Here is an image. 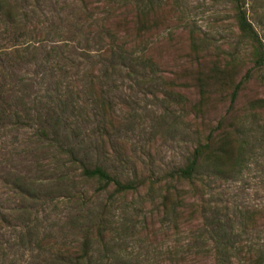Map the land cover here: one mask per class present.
I'll use <instances>...</instances> for the list:
<instances>
[{"label":"trees","instance_id":"obj_1","mask_svg":"<svg viewBox=\"0 0 264 264\" xmlns=\"http://www.w3.org/2000/svg\"><path fill=\"white\" fill-rule=\"evenodd\" d=\"M229 1L239 37L250 47L248 54L253 66L262 68L264 43L250 19L247 2ZM76 2L79 24L75 27L87 42V47L80 53L83 61L76 65L74 72L81 76L53 81L49 85L53 88L47 87L48 93L40 98H31V93L26 92L32 84L28 82L22 88L24 93L13 102L7 93L6 75L12 77L23 66L37 60L40 49L43 44L47 46L45 41L55 30L44 25L37 11L25 8L21 0H0V35L9 33L6 41L0 43V123L14 120L22 127L38 123L40 134H52L53 146L65 156L63 164L67 168L76 169L80 175L101 183L97 194L110 190L112 199L128 194L141 196L142 191H146L142 203L150 201L151 209L136 208V216H139L136 222L125 220L116 226L107 215L108 203L105 202L99 211L95 210L84 221H79L80 232L73 241L59 242L51 233L41 236L38 229L34 230L31 220L27 221L18 240L12 243L24 246L22 256L24 252L32 258L20 263L18 258L17 264H144L145 261V264H235L240 258L245 261L242 264H264L263 246L242 238L244 234L250 235L264 228V207L245 206L232 211L218 191L242 165L250 139L256 138L257 134L264 138V126H254L256 123L251 121V110L264 109V98L254 99L241 112L236 109L243 85L252 79L250 70L234 83L227 113L214 124L205 117L211 100L222 94L224 82L234 80L232 70L238 52H230V60L223 66L217 62L207 67L200 60L198 62L192 80L199 98L190 104L189 114L200 139L183 164L155 177L137 174L124 178L103 164L91 162L89 149L106 148L120 128L113 93V85L118 82L116 76L124 72L127 75L163 72L150 49L152 40L162 35L164 20L161 10L169 7L174 16L178 4L176 0ZM189 29L193 50L197 52L202 44L194 38V29ZM57 34L60 30L55 32ZM8 38L15 40L9 44L11 39ZM58 48L51 46L39 63L44 67L47 65L44 61H49V68L52 62L50 71L53 74L69 65H60L55 56L71 58L64 51H56ZM75 64L71 63L69 67ZM258 79L264 82V77L258 76ZM21 81L26 82V79ZM165 81L162 86L166 89L186 85L174 80L169 82L166 78ZM174 95L178 102L186 101L181 93L175 92ZM91 124L90 130L88 125ZM84 135L90 139L89 148L82 139L78 145L74 143ZM5 183L18 194L35 200L40 197L38 191L21 177L6 179ZM1 221V229L16 227L8 223L7 217H2ZM4 222L7 225L4 226ZM135 230L136 234L145 232L150 245L162 240L160 245L165 244L167 248L160 250L156 246L145 256L125 255L123 237L128 234L137 237ZM7 258L8 254H5L0 264L6 263Z\"/></svg>","mask_w":264,"mask_h":264},{"label":"rangeland","instance_id":"obj_2","mask_svg":"<svg viewBox=\"0 0 264 264\" xmlns=\"http://www.w3.org/2000/svg\"><path fill=\"white\" fill-rule=\"evenodd\" d=\"M21 1L25 8L37 11L44 25L52 26L55 32L60 30V34L50 33L48 40L45 41L47 46L43 44L37 60L23 66L12 77L6 75L7 93L13 102L18 95L24 93L22 88L28 82L32 84L26 92L31 93V98H40L41 95L48 93L47 87L53 88L49 86L53 81L76 79L77 75L80 77V73L74 72L76 65L83 61L80 56L82 49L87 47L85 36L78 34L79 31L75 27L79 24L77 18L79 5L76 0ZM176 1L178 8L174 16L169 7L161 10L164 20L162 35L152 40L154 42L150 49L163 72L129 75L124 72L123 75L116 76L118 82L113 85L115 87L113 93L118 109L116 121L120 128L106 148L99 146L96 149H89L91 162L103 164L124 178L135 177L137 174L155 177L164 173L167 169L183 164L186 156L198 143L200 136L192 126L189 111L190 104L199 98L192 80L199 60L207 67L217 62L223 66L230 60V52H238V59L232 70L234 80L224 82L222 94L212 99L208 105L205 117L212 124L227 113L234 83H237L248 70L251 71L252 79L243 85L236 109L241 112L254 99L264 98V82L258 79V76L264 77V66L262 68L253 66L248 54L250 47L239 37L230 1ZM246 2L250 19L264 43V0ZM189 28L194 29V38L202 44L197 52L193 50ZM8 35V32L1 34L0 43L6 41ZM14 40L13 38L8 42ZM51 46H57L59 48L56 51L59 53L64 51L66 55L71 56L70 59L55 56L60 65L69 64L65 68L68 70L67 73L63 70L53 74L50 71L52 62L48 68L49 61H44L47 65L40 67V61L45 58ZM71 63L76 64L70 68ZM165 78L169 82L174 80L186 85L166 89L162 86L166 82ZM21 79H26V82ZM175 92L184 95L186 101L178 102ZM251 115H253L251 121L256 123L254 126H264V109H253ZM39 129L38 123L25 127L14 120L0 123V226L3 227L2 217H7L8 223L16 226L0 228V259H4V255L8 254L6 263L4 261L2 264H17L18 258L19 263L32 258L29 253L23 252L22 256L24 246L13 245L14 240H18L20 232L24 231L27 221L31 220L34 230L38 229L41 236L51 233L59 242L73 241L80 232L79 221H84L95 210L99 211V207L105 202L108 203L107 215L116 226L125 220H128V223L136 222L135 219H139V216H136V208L151 209L150 201L142 203V200L145 201L146 191L144 193L142 191L141 196L128 194L126 197L114 196L112 199L110 190L97 194L101 183L80 175L76 169L67 168L63 164L65 156L53 146L55 141L52 134L42 135ZM88 129H92V124L88 125ZM204 133H208L207 128ZM85 135L74 143L78 145L82 139L88 144V148L91 147L90 139ZM248 143L247 155L242 165L218 190L224 204L227 202L232 211L245 206L264 207V138L257 134L256 138L250 139ZM15 177H21L29 183L30 187L38 191L40 197L35 200L31 196L16 193L5 183L6 179ZM5 225L7 223L4 222ZM136 232L137 230L135 235L141 238L131 234L123 237L126 241L122 247L125 255L145 256L154 248L158 247L160 250L167 248L165 244L160 245L162 240L150 245V242L146 241L149 237L145 232L144 234ZM242 238L248 243L262 245L264 248V228L250 235L244 234ZM238 260L240 262L235 264L245 262L243 258Z\"/></svg>","mask_w":264,"mask_h":264}]
</instances>
